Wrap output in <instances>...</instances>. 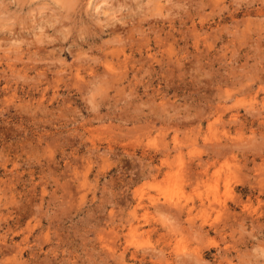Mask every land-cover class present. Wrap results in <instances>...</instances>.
I'll return each mask as SVG.
<instances>
[{
	"label": "rangeland",
	"instance_id": "obj_1",
	"mask_svg": "<svg viewBox=\"0 0 264 264\" xmlns=\"http://www.w3.org/2000/svg\"><path fill=\"white\" fill-rule=\"evenodd\" d=\"M0 264H264V0H0Z\"/></svg>",
	"mask_w": 264,
	"mask_h": 264
},
{
	"label": "bare ground",
	"instance_id": "obj_2",
	"mask_svg": "<svg viewBox=\"0 0 264 264\" xmlns=\"http://www.w3.org/2000/svg\"><path fill=\"white\" fill-rule=\"evenodd\" d=\"M179 211V210H178ZM182 212V211H181Z\"/></svg>",
	"mask_w": 264,
	"mask_h": 264
}]
</instances>
